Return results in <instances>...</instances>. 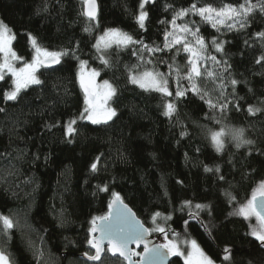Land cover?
<instances>
[{
	"label": "trees",
	"instance_id": "obj_1",
	"mask_svg": "<svg viewBox=\"0 0 264 264\" xmlns=\"http://www.w3.org/2000/svg\"><path fill=\"white\" fill-rule=\"evenodd\" d=\"M96 1L97 18L89 20L80 0H0V21L12 31V45L18 55L30 58L29 34L49 52H69L61 57L60 64L39 68L41 85L25 89L17 101L3 98L11 89L12 77L5 75L0 81V108L5 109L0 112V214L9 216L15 225L3 231L0 223V250L10 264H93L83 258V253L90 251V221L106 215L116 192L160 244L168 240L178 243L182 254H170L168 264H187L184 254L192 251L191 240L215 264H264V248L250 235L260 222L255 216L229 215L264 181V155L256 151H264V62L256 63L264 54V40L253 35L264 30V14L256 11L242 31H229L226 25L218 26L217 31L191 12L177 19L178 25L192 26L195 21L208 45L202 53L205 57L229 61L233 78L241 81L236 85V95L242 99L238 101L239 110L229 105L221 113L190 93L177 105L178 114L169 117L164 115L165 105L174 97L132 84L129 70L133 75L146 70L163 73L168 76L169 90L174 92L177 77L175 71L168 75L169 65L179 67L183 74L188 54H176L175 48L154 55L145 53L144 60L152 62L144 63L133 55L132 47L113 44L97 50V37L104 30L116 28L162 48L165 32L174 31L168 22L176 11L192 4L238 6L244 0H155L146 5L149 21L145 29H140L136 21L140 0ZM86 27L89 31L84 30ZM214 37L227 41L226 56L212 46ZM135 48L142 51L140 45ZM101 56L109 65L102 63ZM80 61H86L87 69L96 70L99 79L117 89V95L109 99L117 116L107 124L79 119L85 99L78 81ZM203 63L213 68L210 59ZM197 83L215 101L219 81L205 78ZM179 84L189 87L186 80ZM224 91L232 100L231 86ZM250 105L261 111L250 114ZM72 119H76L73 127L77 133L68 136L65 125ZM46 125L56 126L49 129ZM222 127L244 129V139L255 141V145L237 148L229 135L223 138V151L217 152L209 135ZM92 163L97 164L96 171L91 170ZM205 165H218L220 173L205 172ZM217 175L225 180H218ZM105 186L109 190L101 191ZM225 190L236 200L229 203ZM185 200L211 203L212 214L200 211L198 219L191 218L190 213L197 210L182 209ZM157 212L161 215L154 223L152 217ZM169 215L171 219L165 220ZM157 226L166 232L151 231ZM226 246L231 249L230 261L223 260ZM103 260L104 264H121L109 255Z\"/></svg>",
	"mask_w": 264,
	"mask_h": 264
},
{
	"label": "snow or ice",
	"instance_id": "obj_2",
	"mask_svg": "<svg viewBox=\"0 0 264 264\" xmlns=\"http://www.w3.org/2000/svg\"><path fill=\"white\" fill-rule=\"evenodd\" d=\"M87 6L86 16L89 20H95L98 15V5L96 0H84ZM155 0H140L138 5V15L136 16V21L140 29H145L146 22L149 21V12L146 10V5L154 4ZM166 8L171 9V5H166ZM47 11V7L43 9ZM259 11L264 14V0H256L255 3L252 0H244L243 3L238 6L225 4L220 8H216L212 5H204L202 7H197L196 4H192L188 9H180L175 12L172 20L168 23L172 24L174 31L165 32V43L163 47L156 45L145 44L143 40H136L132 35L122 32L120 29L111 28L106 30L104 36L100 37L97 44L94 47L99 50L101 44L104 48H109L112 43H115L118 48H133V55H138L140 61L144 63H151V60L145 61L144 55L155 54L158 52H163L165 49L172 51L175 48L176 54L181 51L188 54V59L185 65V71L181 74V69L176 67L173 69L172 65H169V74L173 71L176 73L177 77V87L173 91L169 90V80L168 76L163 73L144 71L138 75L131 74L129 70V80L132 84H137L139 87L146 90H155L162 93L165 97H174L173 100L169 101L165 105L164 115L172 117L174 114H178L177 105L180 102L185 101L189 94L199 97L201 101L206 103L210 109L213 111L219 110L224 113L229 109V105L239 110L238 101L242 99L236 95V85L241 83L237 79L233 78L232 65L227 59L218 60L216 56L205 57L202 53L206 51L208 45L206 44L205 38L200 35V30L195 26V21H192V26L189 24L178 25L176 23L178 18L188 15L189 12L199 15L203 21L211 23V26L217 31H219L220 25H226L229 31L236 30L242 31L246 29L249 25L251 18L254 16L255 12ZM231 21L230 23H226ZM163 23V21H161ZM85 31H89V28H85ZM11 30L3 21H0V53H3V61L0 62V81L5 80V70L11 73L13 79V84L10 91L4 92L5 101H17L20 98L21 93L28 89L32 85H41L42 81L36 75V72L41 67H48L50 64H60L61 57L68 55L69 52H49L45 48H41L38 45L37 39L31 34L30 41L35 49V55L31 62H25L23 67H14L13 61L22 60V57L17 56L16 52L11 48V40L14 36L10 35ZM255 37L264 40V30L256 32L253 34ZM171 37V39H169ZM188 37L192 39L189 40ZM212 46L215 48L216 52L224 53L226 56L224 45L227 41H218L215 37L212 39ZM245 45L250 47L248 40L244 41ZM140 45L142 51H137L135 46ZM72 55H75V50H71ZM102 63L109 65V61L104 59L102 56L99 57ZM210 59L213 64V68H206L204 66V61ZM163 62V61H160ZM264 62V54L257 58L256 63L261 64ZM86 61H80L81 68L84 66ZM91 76H96L98 73L93 70L90 74ZM210 79L213 82L219 81L216 84V89L219 90V95L216 97L215 101L209 95L207 91L202 89L197 81L202 79ZM81 85L84 87L85 92L89 96L94 95L91 93L88 86L85 84L84 77L81 74ZM186 80L189 87L185 88L180 86L179 81ZM90 83V81H89ZM231 86V94L233 99L230 100L228 95L225 94V89ZM104 87L106 92L104 93V99L108 100L117 95V89L113 87L107 80L104 81ZM251 91V89H249ZM86 104L84 111L81 113L79 119L90 120L93 124L104 123L107 124L117 116V111L115 108H105L102 114L97 113V105L93 103L91 99L86 96ZM4 108H0V112H4ZM261 109L258 107L249 106L248 112L252 115L260 112ZM207 115V114H206ZM219 123V121H217ZM76 124V119H72L67 123L66 134L72 136L77 133V129L73 127ZM56 125H46V128L51 129ZM231 136V138L236 141V147L240 148L245 145L253 146L255 141L244 139V129H225L220 128L218 131H210L209 139L213 147L217 152H221L224 149V137ZM71 142V141H69ZM199 151V149H197ZM253 148H249L248 154L251 155ZM261 155H264V151L256 149ZM99 159V158H97ZM97 164L92 163L91 170L96 171ZM205 172H212L214 174L220 173V167L217 165L214 168L204 166ZM217 179L224 181L225 177L223 175H217ZM179 184H183V181H177ZM101 191H108V187L105 186L100 189ZM225 195L228 197L229 203L236 200V197L230 192L225 190ZM183 207L195 208L197 211L195 213H190L191 218L199 217L200 211H206L209 215L212 214L213 205L211 203L200 204L193 203L191 200H185L182 202ZM109 211L106 215L94 217L90 221L89 232L92 234V238L87 240V244L90 250L83 253L84 257L88 261H92L93 264H104L103 257L111 254L112 257H116L121 260V264H145V256L151 254L149 258L152 264L156 259L163 260L166 257L160 252V249H167L168 254L177 255L180 253V248L175 240H168L167 243L149 248L147 241L144 239L145 234L150 230L145 228L144 225L135 217L131 209L124 203L121 195L119 193L113 192L111 202L108 205ZM160 213L153 214V222L155 223L156 217L160 216ZM229 215L243 216L249 218L255 216L260 222L259 228H252L250 235L255 237L259 242L260 246L264 248V181H261L257 188L252 191L251 197L247 200L245 204L240 205ZM171 219V216H166L165 220ZM99 221V223H98ZM0 223L3 225V231L11 230L15 225L13 220L6 215L0 214ZM185 224L188 221H184ZM205 231H209L207 225L201 222ZM151 231H156L160 233H165L166 229L164 227L157 226ZM100 233L101 235L97 238L94 234ZM173 235L178 236L179 234L173 232ZM107 241V245H104V241ZM187 242V241H186ZM135 243L137 247L140 244L144 245L143 252H137L133 248L129 247V244ZM192 251L188 253L187 264H215V261L208 256L197 244L195 240H191ZM42 255V253H41ZM138 257L139 259H134ZM232 258L231 249L229 247L224 248V261H230ZM0 264H10L9 258L5 255L3 250H0Z\"/></svg>",
	"mask_w": 264,
	"mask_h": 264
},
{
	"label": "rangeland",
	"instance_id": "obj_3",
	"mask_svg": "<svg viewBox=\"0 0 264 264\" xmlns=\"http://www.w3.org/2000/svg\"><path fill=\"white\" fill-rule=\"evenodd\" d=\"M80 1H84V0H80ZM108 30V29H107ZM105 32H106V30H104L98 37H97V39H96V42H95V45L97 44V41L100 39V37H102V36H104V34H105ZM10 35H12V36H14L13 35V33H12V31H11V33H10ZM12 42H13V39L11 40V48L14 50V48H13V45H12ZM113 44H115V43H112L111 45H113ZM100 49H104V47H103V45L101 44V48ZM15 51V50H14ZM16 52V51H15ZM1 54V57H0V62H2L3 61V53H0ZM16 54H17V56H19V57H22V56H20V55H18V53L16 52ZM35 55V49L33 48V46H32V52H31V56H30V58L29 59H27V60H25L23 57V59L22 60H16V61H13V64H14V67H16V68H20V67H23V65H24V63L25 62H31L32 61V59H33V56ZM93 71V69H87L85 66H83L82 68H81V66H80V68H79V70H78V81H79V83L81 84V79H80V77H81V74L83 75V77H84V81H85V84L88 86V88L90 89V91H91V93H93L94 95H93V103L94 104H96L97 105V113L98 114H102V112H103V110L105 109V108H108V107H110V105H109V99L108 100H105L104 99V93L106 92V89H105V87H104V81L105 80H101V79H99V77H98V75H96V76H91L90 74H91V72ZM96 71V70H95ZM97 72V71H96ZM144 71H142L141 73H143ZM98 73V72H97ZM138 74H140V73H138ZM138 74H135V75H138ZM5 75H10L11 77H12V75H11V73H8L6 70H5ZM36 75H37V72H36ZM13 77H12V84H13ZM89 81H90V83H89ZM81 87L83 88V91H84V93H85V99H84V101H83V108H82V111H81V113L84 111V109H85V107H87V104H86V92H85V89H84V87L81 85ZM11 89H9L8 91H10ZM81 115V114H80ZM84 120H86V121H89V122H91L90 120H87V119H84ZM68 123V122H67ZM67 123H66V125H65V127L67 126ZM92 123V122H91ZM253 228H259V226H256V225H254L253 226ZM163 245V244H162ZM137 252H139V251H137ZM189 252H191V251H188V252H186L185 254H184V256H185V258L187 259V257H188V253Z\"/></svg>",
	"mask_w": 264,
	"mask_h": 264
},
{
	"label": "water",
	"instance_id": "obj_4",
	"mask_svg": "<svg viewBox=\"0 0 264 264\" xmlns=\"http://www.w3.org/2000/svg\"><path fill=\"white\" fill-rule=\"evenodd\" d=\"M97 2V1H96ZM82 8H83V14H84V16L86 17V18H88L87 16H86V11H87V6L85 5V3L83 2V4H82ZM89 19V18H88ZM54 65H56V64H50V66H48V67H42V68H51V67H53ZM86 95L88 96V98L89 99H91V100H93V95H91V96H89V94L88 93H86ZM112 199V198H111ZM111 199H110V201H109V203L111 202ZM125 203V202H124ZM126 204V203H125ZM109 205V204H108ZM127 205V204H126ZM128 206V205H127ZM128 208H130L129 206H128ZM131 209V208H130ZM108 211H109V208L107 207V212H106V214L108 213ZM131 211H132V213H134L135 214V217H136V219H138L143 225H144V227L145 228H147V226L142 222V220L136 215V213L133 211V209H131ZM98 223H99V221H98ZM148 229V228H147ZM97 238H99V236L101 235L99 232L98 233H95L94 234ZM90 238H92V234H91V237ZM144 239L147 241V243H148V247L151 249V248H154V247H157V246H160V245H162V244H160L159 242H158V240L156 239V238H154L151 234H150V232H148L147 234H145V236H144ZM104 245L106 246L107 245V241L105 240L104 241ZM129 247H131V248H133L135 251H139V252H143V250H144V245L143 244H140L139 245V247H137V245L135 244V243H131V244H129ZM90 251H94V250H90ZM160 252L164 255V257H166L165 259H163V260H160V259H156L155 261H154V264H168L169 263V260H170V254H168V250L167 249H163V248H161L160 249ZM109 256H111V254H109ZM112 257V256H111ZM151 257V254H147L146 256H145V264H152V262L150 261V258ZM83 258L86 260V261H88L87 260V258L86 257H84V255H83ZM134 259H139L138 257H134ZM88 262H90V263H93L92 261H88Z\"/></svg>",
	"mask_w": 264,
	"mask_h": 264
}]
</instances>
